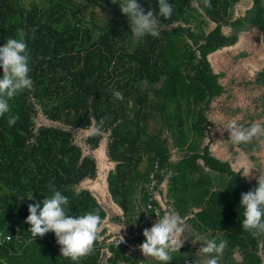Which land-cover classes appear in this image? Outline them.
<instances>
[{
  "label": "trees",
  "instance_id": "1",
  "mask_svg": "<svg viewBox=\"0 0 264 264\" xmlns=\"http://www.w3.org/2000/svg\"><path fill=\"white\" fill-rule=\"evenodd\" d=\"M232 1L210 0L212 7L201 12L202 0H169L173 14L165 19L158 0H138L145 13L157 15L160 35L134 42L122 0H0V46L20 28L35 29V38L26 37L33 88L0 116V231L10 235L0 244V264H157L139 249L151 224L152 194L161 217L185 213L196 237L194 249L185 241L170 264H202L200 248L213 238L227 245L218 264H264V237L242 228L241 193L254 189L256 179L244 178L203 144L211 103L230 96L209 55L252 28L264 37V0H251L239 15L230 11ZM188 2L200 22L215 26L205 32L190 25ZM251 82L262 93L258 112L238 121L245 127L264 116V61ZM11 115L19 119L9 126ZM101 118L103 131L90 136ZM260 139L240 146L257 151ZM101 142L112 163L106 199L80 186L100 178ZM50 182L69 198L70 215L96 209L104 221L93 253L77 262L60 255L54 233L32 238L28 231V205L51 196ZM113 225L125 227L119 235L127 243H116Z\"/></svg>",
  "mask_w": 264,
  "mask_h": 264
},
{
  "label": "clouds",
  "instance_id": "2",
  "mask_svg": "<svg viewBox=\"0 0 264 264\" xmlns=\"http://www.w3.org/2000/svg\"><path fill=\"white\" fill-rule=\"evenodd\" d=\"M112 2L116 3V0ZM202 3L204 7L201 8V12L204 8L212 7L210 0H202ZM119 8L128 19L134 42H141L147 36L159 37V21L152 10L149 9L145 13L138 0H122ZM158 14L165 19L171 18L173 7L169 0H158ZM29 35L35 38V29H32L29 34L25 28H20L17 30L16 38H9L3 46H0V73H2L0 75V116L11 112L10 101L25 90L33 88V81L29 75L31 53L26 40ZM113 96L117 100L124 98L120 91H114ZM18 119V115H11L7 123L9 126L15 125ZM105 123L106 118H101L89 130V135L101 134ZM224 129L228 131L231 142L236 145L249 144L253 139L264 137V124L261 123H253L245 127L233 120ZM251 172L252 170L248 169L243 171L242 175L248 178ZM255 179V188L241 193L242 228L253 237H264V174L256 175ZM47 187L51 196L28 205L29 215L25 222L31 225L28 231L32 238L43 237L48 232L54 233L56 242L60 245V255L73 262L91 255L96 241L101 238L100 233L104 224L98 210L93 209L73 217L69 214L70 210L67 207L69 198L57 190L53 183L50 182ZM28 199H32V195ZM121 229L125 227L112 226V231L118 235ZM142 235L145 239L139 245V249L144 257H150L149 260L157 264H170L173 254L179 253V249L188 239L189 232L182 217L168 211L150 228L144 229ZM119 237V243H123V237L120 235ZM226 246V241L222 239L219 242L216 238L206 239L205 245L200 248V252L206 257L202 264H218V257ZM194 264H200V262H194Z\"/></svg>",
  "mask_w": 264,
  "mask_h": 264
},
{
  "label": "rangeland",
  "instance_id": "3",
  "mask_svg": "<svg viewBox=\"0 0 264 264\" xmlns=\"http://www.w3.org/2000/svg\"><path fill=\"white\" fill-rule=\"evenodd\" d=\"M38 2L39 0H26ZM251 0H233L230 6V11L234 15L242 14L243 11L250 5ZM188 12L194 15L195 20L189 24L199 26L203 31L208 32L215 26V22L205 19V22H200V14L194 2L186 4ZM100 14V9L96 10ZM202 19L204 17L201 16ZM200 18V19H201ZM239 41L230 47H225L217 50L209 55V60L215 72H224L221 76V81L228 88L229 97L225 95L213 101L210 106V111L207 114L208 122L206 124V135L203 139L204 143H209L211 151L220 159L227 160L231 168L242 175L243 171L251 169L249 177L246 179H255L256 175L264 174V138L260 139L261 148L257 151L248 153L243 150L240 145L233 144L229 139V133L226 125L233 120L237 123L243 118V114H254L258 112L257 108L260 104V95L262 89L253 85L251 79L254 71L261 67L264 61V37L258 29L252 28L249 31L242 33ZM13 101H10L11 104ZM241 109L236 111L235 109ZM264 119L261 116L259 119H254L253 123H260ZM248 121V119H246ZM152 126V123H150ZM98 147V163L100 178L86 179L80 183V186H88L90 189H96L98 194L106 199L105 189V172L111 167L112 163L106 158L104 148ZM173 151V150H172ZM173 152L179 153L177 150ZM253 156V158L250 157ZM179 156H175L177 158ZM243 176V175H242ZM244 177V176H243ZM245 178V177H244ZM164 184V183H163ZM184 219L185 213L180 215ZM189 235L188 243L194 249L195 238L189 226H187ZM193 236V237H192ZM183 239V237H181ZM22 239V238H20ZM116 243L119 241L116 240ZM264 256V251L260 250ZM236 258H240L239 253H235Z\"/></svg>",
  "mask_w": 264,
  "mask_h": 264
},
{
  "label": "built area",
  "instance_id": "4",
  "mask_svg": "<svg viewBox=\"0 0 264 264\" xmlns=\"http://www.w3.org/2000/svg\"><path fill=\"white\" fill-rule=\"evenodd\" d=\"M152 183H153L152 180H150V181H149V184H148V186H149V191H151V188H152L151 184H152ZM150 186H151V188H150ZM151 192H152V191H151ZM152 198H154L153 194L150 195V196L148 197V199H147L148 202L146 203V208L151 210V224L148 225L146 228H150V227L156 222V220L159 219V218L161 217V215H159V213H161V211H159V207L156 206L155 204H152V203H151ZM157 214H158V215H157ZM46 234H47V233H46ZM46 234H45V235H46ZM45 235H44V236H45ZM37 237H40V236H37ZM9 239H10V235L5 234V233H3L2 231H0V244H2L3 242H5V241H7V240H9ZM117 241L120 242V239H117ZM123 243H127V242L124 240Z\"/></svg>",
  "mask_w": 264,
  "mask_h": 264
},
{
  "label": "crops",
  "instance_id": "5",
  "mask_svg": "<svg viewBox=\"0 0 264 264\" xmlns=\"http://www.w3.org/2000/svg\"><path fill=\"white\" fill-rule=\"evenodd\" d=\"M122 264H127V263L123 262Z\"/></svg>",
  "mask_w": 264,
  "mask_h": 264
}]
</instances>
